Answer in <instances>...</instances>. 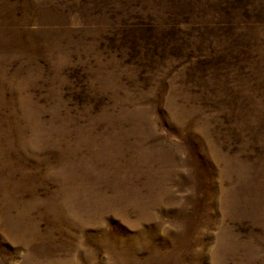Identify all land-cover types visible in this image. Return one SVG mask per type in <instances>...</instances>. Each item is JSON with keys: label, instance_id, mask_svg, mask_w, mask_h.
Returning a JSON list of instances; mask_svg holds the SVG:
<instances>
[{"label": "rangeland", "instance_id": "374dc122", "mask_svg": "<svg viewBox=\"0 0 264 264\" xmlns=\"http://www.w3.org/2000/svg\"><path fill=\"white\" fill-rule=\"evenodd\" d=\"M0 264H264V0H0Z\"/></svg>", "mask_w": 264, "mask_h": 264}]
</instances>
